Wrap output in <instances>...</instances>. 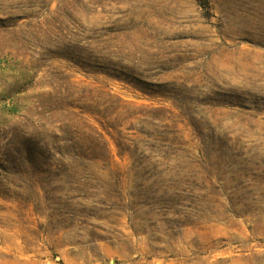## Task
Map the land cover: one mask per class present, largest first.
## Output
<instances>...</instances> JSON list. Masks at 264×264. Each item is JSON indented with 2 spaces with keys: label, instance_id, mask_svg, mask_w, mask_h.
Listing matches in <instances>:
<instances>
[{
  "label": "rangeland",
  "instance_id": "374dc122",
  "mask_svg": "<svg viewBox=\"0 0 264 264\" xmlns=\"http://www.w3.org/2000/svg\"><path fill=\"white\" fill-rule=\"evenodd\" d=\"M0 253L264 264V0H0Z\"/></svg>",
  "mask_w": 264,
  "mask_h": 264
},
{
  "label": "bare ground",
  "instance_id": "6f19581e",
  "mask_svg": "<svg viewBox=\"0 0 264 264\" xmlns=\"http://www.w3.org/2000/svg\"><path fill=\"white\" fill-rule=\"evenodd\" d=\"M17 230V229H16ZM15 231V230H14ZM16 233V232H15ZM17 234V233H16ZM17 238V237H16ZM17 240V239H16ZM18 241V240H17ZM22 241V240H21ZM14 243V242H13ZM12 243V244H13ZM16 243H18V242H16ZM9 245V244H8ZM6 246V245H5ZM12 246H16V245H12ZM18 246V245H17ZM8 247V246H7ZM4 248L5 247H3V249L2 250H4ZM9 248H10V245H9ZM12 248V247H11ZM23 248V247H22ZM22 248H18V253H19V255L21 254V255H23V249ZM6 249V248H5ZM25 249V248H24ZM27 249V248H26ZM39 249V248H38ZM16 250V249H15ZM9 251V250H8ZM28 251V250H27ZM1 254V253H0ZM3 254V253H2ZM25 255H26V253H24ZM17 256H19L18 254H16ZM28 255V254H27ZM26 255V256H27ZM21 257V256H20ZM19 259V258H18ZM27 261V260H26ZM9 262V261H8Z\"/></svg>",
  "mask_w": 264,
  "mask_h": 264
}]
</instances>
